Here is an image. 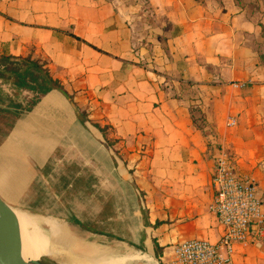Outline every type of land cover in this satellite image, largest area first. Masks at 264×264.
Segmentation results:
<instances>
[{"label":"crops","instance_id":"crops-1","mask_svg":"<svg viewBox=\"0 0 264 264\" xmlns=\"http://www.w3.org/2000/svg\"><path fill=\"white\" fill-rule=\"evenodd\" d=\"M0 56V110L31 95L8 61L37 60L64 89L0 126V160L48 180L58 144L72 149L64 175L103 229L35 184L78 228L165 264L179 242L223 234L209 209L218 155L264 196V0H0ZM230 264H264V242L235 244Z\"/></svg>","mask_w":264,"mask_h":264},{"label":"built area","instance_id":"built-area-1","mask_svg":"<svg viewBox=\"0 0 264 264\" xmlns=\"http://www.w3.org/2000/svg\"><path fill=\"white\" fill-rule=\"evenodd\" d=\"M234 124L229 117L227 125ZM211 184L209 209L224 228L221 238L216 243L199 238L179 242L165 264H230L235 244L264 242V196L252 178L236 170L231 154L215 158Z\"/></svg>","mask_w":264,"mask_h":264},{"label":"water","instance_id":"water-1","mask_svg":"<svg viewBox=\"0 0 264 264\" xmlns=\"http://www.w3.org/2000/svg\"><path fill=\"white\" fill-rule=\"evenodd\" d=\"M63 94L65 93L63 92ZM66 97L69 98L68 95ZM72 107L78 113L73 104ZM38 191L33 182L0 164V264H51L46 260V256L52 255H42L38 259L29 262L23 261L19 247L20 228L15 213V210L18 209L38 218H48L64 224L59 226L53 223L48 226L44 222L40 223L45 225V228L41 225L40 227L47 233L50 242L57 245V250L61 248L63 252L66 250L69 254L68 261L64 264H98L99 262L96 261L98 258L96 257V248L80 236L74 225L62 218L59 212L54 211L47 198ZM71 217L70 220L73 219ZM53 225L56 227V232L61 233V231H64V241H56V237L54 238L52 232ZM76 233H78V236ZM143 253L149 257L152 264H159L147 252L144 251Z\"/></svg>","mask_w":264,"mask_h":264},{"label":"rangeland","instance_id":"rangeland-1","mask_svg":"<svg viewBox=\"0 0 264 264\" xmlns=\"http://www.w3.org/2000/svg\"><path fill=\"white\" fill-rule=\"evenodd\" d=\"M11 64L12 63H10L9 61L6 63V66H7V68L10 71L14 67L17 68V70L20 67V71H21L22 64H20L19 62H18L17 66H13ZM30 71H33V69L30 68L27 71V79L28 80H27L26 84H35L36 82L33 80V76L31 75ZM6 72H8V71H6ZM36 75H38V74H36ZM9 76H10L9 78L11 79L12 82H14L16 84H19V85L21 84L19 82V79H18L19 78L18 77V73H9ZM21 87H22L23 90L27 89L25 85H21ZM18 90L20 91L21 96H23L22 95V91L23 90H21V89H18ZM28 91H31V90H28ZM33 93L34 92L30 93L31 95H29V96L27 95L28 97H24L25 100L28 99V98H34V96L36 97L35 93H34V96L32 95ZM28 94H29V92H28ZM58 146H60V148H59L60 150H58V153H60V154L56 153V155L53 156L52 158H53V160H54V158H58V159L60 158V161H59L58 165L60 166V169L62 168L63 172L62 171H55V170H54V172H50L48 170L50 172L49 174H54V175H52L53 177L49 176L50 180L49 179L47 180V179H44V178L40 179L41 177L39 175L32 174L27 169L26 170H22L21 172H19L17 170L16 171L20 174L21 177L30 179L31 181H33L34 184L36 183L37 185H39L38 187H41V188L43 187V189L47 191V193L51 196V198L56 200V203H58V205L60 207H63L64 203H68L71 206V208L74 210L73 211L74 215H76V218L72 219V221L75 223V225H79L82 228H87V229H91V230H92V228H94V229H97V228L103 229V227H102L103 224H101L99 226L98 224L95 223V220H90V219L87 218L88 209L91 206V204H89V202L87 200L88 188H83V186L81 188H79L78 186H71V184H73V181H71L70 179H67L68 177H66L64 175V174H68V173L71 174L72 169H73V166L71 165V163H69L70 160H72V157H73L72 149H70L68 151V153H66L64 155V152H65L64 149H66V148L62 147V143L58 144ZM57 149H58V147H57ZM53 162H55V160ZM46 166H47V164H46ZM74 168H76L75 164H74ZM67 184H69V186H66ZM79 189H81V191H83L82 195L79 194ZM38 192L42 193L40 190ZM54 211L59 212L55 208H54ZM67 214H68L69 218L71 216L73 217L72 212H67ZM41 227L45 228V225H41ZM76 234L78 236V233H76ZM80 236H81V234H80ZM81 237L85 241H89L88 238H85L84 236H81ZM102 242H104V241L102 240ZM135 252L141 254V252H139V251H135ZM66 254H68L66 250H64V252H63L62 249L59 248L58 252L55 255L46 256V260L49 261L51 264H64V263H66L68 261L67 258L69 256V254L68 255H66ZM139 264H142V263H139Z\"/></svg>","mask_w":264,"mask_h":264},{"label":"bare ground","instance_id":"bare-ground-1","mask_svg":"<svg viewBox=\"0 0 264 264\" xmlns=\"http://www.w3.org/2000/svg\"><path fill=\"white\" fill-rule=\"evenodd\" d=\"M15 213L20 228V253L24 262H29L30 260L38 259L42 255H53L58 251L57 245L50 242L47 233L44 232V230L40 227V223L44 222L48 226H51L53 223H55L54 225L62 226L64 225L62 222L59 223L58 221H52L48 218H38L29 214L28 212L21 211L19 209L15 210ZM54 225L52 226L54 238L56 237L55 239L57 242L64 241V231H61V233L56 232V227H54ZM75 227L90 241L99 244V248L96 249V257H98L96 261L100 264H152V261L149 259L148 256L144 254L141 255L135 252L138 250L126 247L125 245L114 246L110 244V242L106 238H103L97 234L86 232L78 228L77 226ZM55 233H57L56 236ZM102 240L104 242H102Z\"/></svg>","mask_w":264,"mask_h":264},{"label":"trees","instance_id":"trees-1","mask_svg":"<svg viewBox=\"0 0 264 264\" xmlns=\"http://www.w3.org/2000/svg\"><path fill=\"white\" fill-rule=\"evenodd\" d=\"M1 57V56H0ZM18 62L22 64L21 66V71L20 67L18 68H13L11 71L7 68V66H4L5 71H9V73H18V79L19 82L21 83L16 84L17 89H22L21 85L26 86V90H31L28 91L29 93L34 92L36 94V97L34 96V93L32 94L34 98H28V99H23V102H15L12 100V98L8 99L9 106L5 110H0V126H4L5 129V134H9L11 131L14 129H18L21 126L20 120L25 119L26 115L29 113V111L34 107V105L38 102L40 97L47 92L57 89L60 91H64L63 87L60 85V83L53 79L50 75L49 72L46 68L43 67L42 64L38 63L37 60H31L29 58H23L19 59L16 62L10 61L12 63L11 65L17 66ZM7 68V69H6ZM32 68L33 71L31 72V75L33 76V80L36 82L35 84H26L27 83V71ZM38 75H36V74ZM32 96V97H33ZM70 99L72 100V97L70 96ZM30 102V103H29ZM79 115L81 117H85L86 114L80 110ZM0 164L3 166L13 170L17 174H19L15 169H13L9 164L6 162L0 160ZM20 175V174H19Z\"/></svg>","mask_w":264,"mask_h":264}]
</instances>
